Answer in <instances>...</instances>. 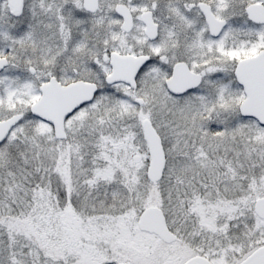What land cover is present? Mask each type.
<instances>
[{
	"label": "snow or ice",
	"instance_id": "1",
	"mask_svg": "<svg viewBox=\"0 0 264 264\" xmlns=\"http://www.w3.org/2000/svg\"><path fill=\"white\" fill-rule=\"evenodd\" d=\"M0 264H264V0H0Z\"/></svg>",
	"mask_w": 264,
	"mask_h": 264
}]
</instances>
